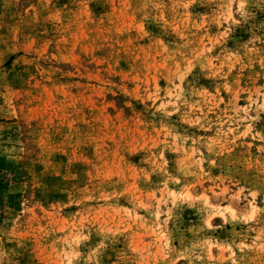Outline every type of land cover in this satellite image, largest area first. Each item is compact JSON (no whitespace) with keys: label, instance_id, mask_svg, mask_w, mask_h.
I'll list each match as a JSON object with an SVG mask.
<instances>
[{"label":"rangeland","instance_id":"1","mask_svg":"<svg viewBox=\"0 0 264 264\" xmlns=\"http://www.w3.org/2000/svg\"><path fill=\"white\" fill-rule=\"evenodd\" d=\"M0 264H264V0H0Z\"/></svg>","mask_w":264,"mask_h":264}]
</instances>
